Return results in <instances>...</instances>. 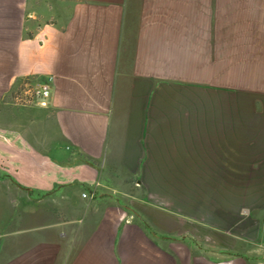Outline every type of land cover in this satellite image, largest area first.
Here are the masks:
<instances>
[{
  "label": "crops",
  "instance_id": "1",
  "mask_svg": "<svg viewBox=\"0 0 264 264\" xmlns=\"http://www.w3.org/2000/svg\"><path fill=\"white\" fill-rule=\"evenodd\" d=\"M1 105L0 264H264V0H0Z\"/></svg>",
  "mask_w": 264,
  "mask_h": 264
},
{
  "label": "built area",
  "instance_id": "2",
  "mask_svg": "<svg viewBox=\"0 0 264 264\" xmlns=\"http://www.w3.org/2000/svg\"><path fill=\"white\" fill-rule=\"evenodd\" d=\"M52 79L49 78L41 81L38 85L27 83L24 89L17 93L16 99L28 103L33 102L37 98H48L51 94ZM88 195V192L83 193V197H87Z\"/></svg>",
  "mask_w": 264,
  "mask_h": 264
},
{
  "label": "rangeland",
  "instance_id": "3",
  "mask_svg": "<svg viewBox=\"0 0 264 264\" xmlns=\"http://www.w3.org/2000/svg\"><path fill=\"white\" fill-rule=\"evenodd\" d=\"M33 105L32 102H23V101H18L16 102V107H15V110H14V113H16V115H21L23 117L26 116V114H29L26 110V107H31ZM3 106L1 105L0 106V126H3L5 125V123L3 122V118H2V115H3ZM31 115V119H33L34 115L33 114H30ZM28 115V116H30ZM3 134L0 133V136H2ZM9 195L6 193H4L3 191H0V209H3L2 207L4 206V204H7L9 202ZM242 209H247V208H241ZM243 217H246V215L242 212L241 214ZM241 216V217H242ZM257 244L256 245H253L252 249H256L257 252H264V246H260L259 244H261V239L260 241L256 240Z\"/></svg>",
  "mask_w": 264,
  "mask_h": 264
}]
</instances>
